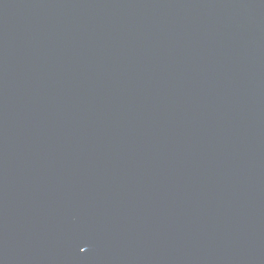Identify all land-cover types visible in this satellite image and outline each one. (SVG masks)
Returning <instances> with one entry per match:
<instances>
[{"label":"water","instance_id":"obj_1","mask_svg":"<svg viewBox=\"0 0 264 264\" xmlns=\"http://www.w3.org/2000/svg\"><path fill=\"white\" fill-rule=\"evenodd\" d=\"M0 264H264V0H0Z\"/></svg>","mask_w":264,"mask_h":264}]
</instances>
